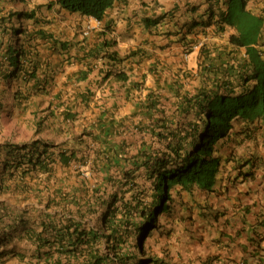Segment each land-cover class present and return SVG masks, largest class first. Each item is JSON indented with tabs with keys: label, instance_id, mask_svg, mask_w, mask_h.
<instances>
[{
	"label": "trees",
	"instance_id": "1",
	"mask_svg": "<svg viewBox=\"0 0 264 264\" xmlns=\"http://www.w3.org/2000/svg\"><path fill=\"white\" fill-rule=\"evenodd\" d=\"M117 1L57 3L70 13L103 20ZM15 4L0 0V134L1 121L30 125L33 98L44 93L47 83L39 87L40 75L49 76L51 68L41 66L35 54L38 40L53 37L43 28L47 21L36 8L18 10ZM224 5L219 12L211 6L202 24H214L216 33L233 30L228 43L236 51L244 48L245 56H233L220 78L211 52L203 51L209 61L204 66L213 72L210 79L194 94L179 95L173 114L158 119L136 142L110 144L95 136L93 141L105 147L93 156L63 151L62 144L37 138L47 118L37 120V112L30 141L0 139V197L37 201L23 214L0 201V264H168L147 246L156 232L169 235L163 219L202 212L225 180L257 179L264 161L247 157L245 143L264 124V9L256 11L250 0H225ZM160 23L158 17L149 25L159 30ZM180 41L189 46L193 40L184 34ZM104 56L107 65L126 60L116 52ZM109 71L102 79L113 75L127 82L130 77L123 67ZM87 77L84 72L81 79ZM59 162L76 168L59 174ZM14 239L25 243L24 252L6 248Z\"/></svg>",
	"mask_w": 264,
	"mask_h": 264
},
{
	"label": "crops",
	"instance_id": "2",
	"mask_svg": "<svg viewBox=\"0 0 264 264\" xmlns=\"http://www.w3.org/2000/svg\"><path fill=\"white\" fill-rule=\"evenodd\" d=\"M44 1L40 15L47 23L43 28L53 37L38 40L35 53L41 66L51 65L49 76L40 75L39 87L47 83L39 96L48 106L37 138L62 144L63 151L91 152L93 156L96 149L105 147L93 141L95 136L110 144L132 142L148 134L142 126L155 124L173 112L181 95L179 86L185 88L201 59L199 49L185 50V42L180 41L184 34L217 51L227 47L234 55L243 54L228 43L233 30L220 34L214 24H202L211 6L219 12L225 8V0L219 5L214 3L217 0H120L101 26L93 18L62 9L58 0ZM250 5L259 12L264 0H250ZM168 12L174 17H160ZM158 17L159 30L149 25ZM194 21L199 22L194 28L185 27ZM89 24L93 29L85 34ZM112 52L126 60L107 65L104 55ZM72 56L76 58L70 60ZM121 67L130 75L127 82L113 75L102 79L109 70ZM84 72L88 77L82 80ZM256 130L255 137L245 143L249 146L246 156L264 161V124ZM90 132L92 136H86ZM56 167L60 174L76 165L67 167L59 162ZM223 185L211 200L220 216L216 213L210 230L205 228L199 241L185 247L186 264H204L211 255L215 257L212 264H264V241L256 248V238L264 235V167L254 181L225 180Z\"/></svg>",
	"mask_w": 264,
	"mask_h": 264
},
{
	"label": "rangeland",
	"instance_id": "3",
	"mask_svg": "<svg viewBox=\"0 0 264 264\" xmlns=\"http://www.w3.org/2000/svg\"><path fill=\"white\" fill-rule=\"evenodd\" d=\"M15 1H16L15 7L18 10L20 9L30 10L36 8L38 11V16L41 17L40 14L42 13V10L40 9V6H43L44 4L43 2H45L44 0H25L23 3L20 2V0H15ZM29 24H30V29L31 28L33 29L35 27L31 23ZM15 39H16L15 40L16 44H18L16 36ZM202 57H203L202 59H204V55ZM215 58H216L215 63L218 66L217 68H219V70H221V68L224 66V63H226L227 60H229V56L225 54V50L223 51L218 50V52L215 54ZM202 59L199 60V65L196 69V72L193 73V75L189 74L190 79L186 83H184L185 84L184 91L186 93L190 92L191 90L193 91L194 94L197 90L195 86L201 85L202 81L206 79L209 80L211 74H213V72H211L207 67L209 63L207 57L204 59V61ZM185 62L189 64L188 59H185ZM205 63L207 64L206 66H204ZM224 73L226 72L221 70V72L215 77L219 76L220 78H223L225 77ZM47 106L48 105L45 103L44 97L35 96L33 98L32 113L28 117L30 125L28 126V122L26 120L14 121L10 124L3 123L1 121L2 133L0 134V139H4V141H10L16 143L22 141H30L32 138L33 128H34V124H33L35 119L34 112H37L38 114L37 120H40L43 118V116H46L45 114H46ZM63 172H60V174H62ZM2 200H5V202H7L9 205L18 208L23 212L25 210H30L29 206L37 204V201L35 199H30V198L19 199L18 197L12 195H5L0 197V201ZM187 214L190 213L187 212L177 213L176 215H174V217L168 220L163 219V224L165 225L166 231L171 230L169 231L170 232L169 235L167 233L161 235L159 232H156L154 237L152 239H148L147 241V246L150 247L157 255L167 259L170 262V264L172 263L182 264V258H181V255H183L182 246L184 245V242L185 243L187 242L188 238L191 235L190 234L191 231H193L195 235L197 234L196 230L198 228V222L196 223L192 222L190 219L186 217ZM195 217L198 218L197 214H195ZM6 248H8L9 250L25 251L26 245L25 243H22L21 241L14 239L6 246Z\"/></svg>",
	"mask_w": 264,
	"mask_h": 264
},
{
	"label": "clouds",
	"instance_id": "4",
	"mask_svg": "<svg viewBox=\"0 0 264 264\" xmlns=\"http://www.w3.org/2000/svg\"><path fill=\"white\" fill-rule=\"evenodd\" d=\"M91 18V17H90ZM93 19H95V18H93ZM95 22H96V25L97 26H101V22H102V20H98V19H95ZM99 22V23H98ZM93 28H92V25L91 24H89V25H87L86 26V28H85V30H84V33L85 34H88L91 30H92ZM186 46V45H185ZM213 47V46H212ZM212 47H211V45H209V44H205V43H202V42H200L199 40H196L195 42L194 41H192V43L189 45V46H186V48H185V50L188 48V49H192V52L197 48V49H199V54L201 55V59L203 58L202 56H203V51H206V52H208V51H210L211 52V55H210V58H213V60L215 61V54L218 52L217 50H216V48H213L212 49ZM225 54H227V56H229V60H227V62L226 63H224V66L221 68V69H223V68H225V67H227V65H229V62L230 63H232L233 62V60H234V57L233 56H235L234 54H233V51H232V49H230L229 51H228V49H227V47H225ZM219 51H223V50H219ZM240 51H243V54H240L239 53V55L240 56H245V49L243 48V49H241ZM236 52H239V51H236ZM219 53H221V52H219ZM203 61H204V59H202ZM202 60H201V62H202ZM216 64V63H215ZM205 65V64H204ZM217 66V65H216ZM218 67V66H217ZM110 72V71H109ZM115 72V71H114ZM219 77V76H218ZM197 85L195 86V88L197 89ZM195 88H194V90H195ZM179 89L181 90L180 92H181V95H184L186 92L184 91V89L181 87V86H179ZM191 91V90H190ZM171 114H173V112H169V115L168 116H170ZM45 115H47V113L45 114ZM44 117V116H43ZM46 117V116H45ZM165 117H167V116H165ZM152 125H155V124H149V125H147V124H145L144 126H142V129L143 130H148V127L149 126H152ZM157 127H159L158 125H157ZM33 137V136H32ZM142 137V136H141ZM140 137V138H141ZM139 138V139H140ZM132 142H136V140H134V141H132ZM246 146L249 148V146L246 144ZM212 199H214V197L212 198ZM212 199H210L205 205H204V208L201 210L202 212H205L204 214L206 215V217L205 216H203V214H202V212H200L199 213V211L200 210H196V209H193L194 211V213H190V214H187V218L188 219H190L192 222H198V228H197V230H196V232H197V234L195 235V233H193V231H191V235H190V237L188 238V240H187V242L185 243L184 242V245L182 246V248H183V251H182V253H183V255H181V258H182V264H186L187 263V259L185 258V255H184V252H185V247L188 245V243L189 242H194V241H199L202 237H203V235H202V232H203V230H205V228L207 229V230H210V227L211 226H213V224L212 223H210L211 222V220L212 219H214V217H215V214L216 213H218V217L220 216V213L219 212H217L214 208H213V203L211 202V200ZM3 201H5V200H2L1 202H3ZM10 206H12V205H10ZM14 209H18V208H15L14 206H12ZM18 210H20V209H18ZM32 210V208H30V211ZM21 211V210H20ZM26 211V210H25ZM29 211V210H28ZM192 211V210H191ZM22 213H20V214H23V211H21ZM188 213V212H187ZM193 215V217L192 218H189V216L190 215ZM195 214H197V217L198 218H196L195 217ZM221 215H223V214H221ZM223 216H226V214H224ZM198 219V220H197ZM172 234V233H171ZM171 236V235H170ZM256 240L258 241V243L257 242H255V243H257V247L256 248H258V247H261V242L262 241H264V235H262V236H258L257 238H256ZM15 252H24V251H16V250H14ZM168 254V253H167ZM214 259H215V257L213 256V255H211L209 258H207V259H205L203 262H204V264H212L213 263V261H214ZM166 261L168 262V264H170V262L166 259ZM172 264H174V263H172Z\"/></svg>",
	"mask_w": 264,
	"mask_h": 264
},
{
	"label": "built area",
	"instance_id": "5",
	"mask_svg": "<svg viewBox=\"0 0 264 264\" xmlns=\"http://www.w3.org/2000/svg\"><path fill=\"white\" fill-rule=\"evenodd\" d=\"M99 23V22H98Z\"/></svg>",
	"mask_w": 264,
	"mask_h": 264
}]
</instances>
